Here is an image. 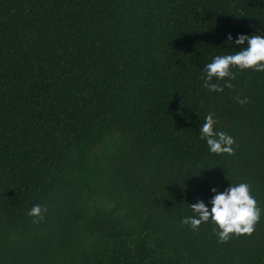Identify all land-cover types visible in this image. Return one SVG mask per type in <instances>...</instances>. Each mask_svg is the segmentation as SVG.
I'll return each instance as SVG.
<instances>
[{
	"label": "trees",
	"instance_id": "obj_1",
	"mask_svg": "<svg viewBox=\"0 0 264 264\" xmlns=\"http://www.w3.org/2000/svg\"><path fill=\"white\" fill-rule=\"evenodd\" d=\"M229 35L264 36V0H0V264H264V72L203 87ZM241 182L251 236L181 223Z\"/></svg>",
	"mask_w": 264,
	"mask_h": 264
},
{
	"label": "clouds",
	"instance_id": "obj_2",
	"mask_svg": "<svg viewBox=\"0 0 264 264\" xmlns=\"http://www.w3.org/2000/svg\"><path fill=\"white\" fill-rule=\"evenodd\" d=\"M228 43L240 45L242 49L233 54L216 56L211 63L204 66L203 87L210 92H223L225 87L234 89L231 82H227L223 86L213 83V78L219 81H223L225 78H228L229 81L234 80L236 77L231 71L232 68L264 72V36L239 35L233 41L229 35ZM236 101L241 105L249 102L246 97L242 99L239 95L236 97ZM216 124L217 121L213 118V114L209 113L205 117L204 124L200 126V138L206 141L211 153L233 155L234 138L225 132L216 131ZM212 192L214 196L210 201L211 210L209 211L203 201L189 205L191 212L198 214V218H194V215L187 216L182 219L181 223L190 226L193 231H197L202 223L211 221L215 225L213 232L221 243H226L232 236H251L256 225L260 222L262 213V209L252 195L251 186L241 182L231 184V187L222 193H217L216 188H213ZM45 211L46 209L40 205H34L28 215L33 218V223H39L43 220L42 213Z\"/></svg>",
	"mask_w": 264,
	"mask_h": 264
}]
</instances>
